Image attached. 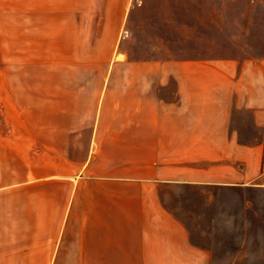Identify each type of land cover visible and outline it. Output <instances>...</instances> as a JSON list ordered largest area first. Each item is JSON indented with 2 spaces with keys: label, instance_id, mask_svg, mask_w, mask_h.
I'll return each instance as SVG.
<instances>
[{
  "label": "crops",
  "instance_id": "obj_1",
  "mask_svg": "<svg viewBox=\"0 0 264 264\" xmlns=\"http://www.w3.org/2000/svg\"><path fill=\"white\" fill-rule=\"evenodd\" d=\"M109 64L49 121L0 133V264H171L188 239L172 186L264 190V87H219L201 62Z\"/></svg>",
  "mask_w": 264,
  "mask_h": 264
},
{
  "label": "rangeland",
  "instance_id": "obj_2",
  "mask_svg": "<svg viewBox=\"0 0 264 264\" xmlns=\"http://www.w3.org/2000/svg\"><path fill=\"white\" fill-rule=\"evenodd\" d=\"M119 1L0 0L1 134L49 121L68 88L100 80L119 52L172 70L201 62L219 87H264V0ZM171 199L188 239L169 263L264 264V190L172 186Z\"/></svg>",
  "mask_w": 264,
  "mask_h": 264
}]
</instances>
